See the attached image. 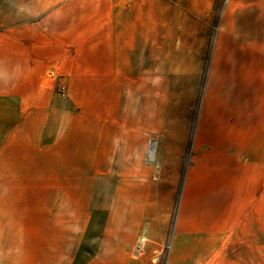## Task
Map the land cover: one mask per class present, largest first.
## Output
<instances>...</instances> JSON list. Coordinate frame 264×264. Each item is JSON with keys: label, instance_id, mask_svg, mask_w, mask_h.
Listing matches in <instances>:
<instances>
[{"label": "crops", "instance_id": "crops-1", "mask_svg": "<svg viewBox=\"0 0 264 264\" xmlns=\"http://www.w3.org/2000/svg\"><path fill=\"white\" fill-rule=\"evenodd\" d=\"M241 35L235 50L226 52L222 40L214 48L184 170L189 124L185 113L169 116L184 103L168 102L167 86L138 84L137 42L114 37L101 59L127 60L128 84L114 87L111 108L103 104L96 119L86 117L79 140L85 172L112 173V182L91 187L105 191L99 197L14 199L12 213L0 214V264H158L163 256L164 264H264V79L257 75L264 28ZM67 59L63 53L46 61ZM41 63L32 58L34 77ZM153 131L176 167L159 182L144 161ZM39 143L37 135L23 144L27 163L35 165Z\"/></svg>", "mask_w": 264, "mask_h": 264}, {"label": "rangeland", "instance_id": "rangeland-1", "mask_svg": "<svg viewBox=\"0 0 264 264\" xmlns=\"http://www.w3.org/2000/svg\"><path fill=\"white\" fill-rule=\"evenodd\" d=\"M256 24L264 28V0H0V214L12 213L14 199L21 197L104 196L91 187L112 182L113 174L86 173L79 140L86 117L96 119L103 104L111 108L114 87L128 84L122 75L127 60L101 59L116 36L137 42L138 84L147 79L167 86V101L184 103L183 111L169 110V116L185 113L189 124L186 169L214 48L222 40L226 52L235 50L245 28ZM262 44L264 53V39ZM63 53L66 62L46 61ZM34 56L42 60L35 68L40 77L28 68ZM258 65L261 81L264 62ZM36 85L40 91L33 94ZM34 98L35 108L30 107ZM37 135L35 166L22 156L25 141ZM160 136L153 131L145 143L144 161L154 182L176 169L164 158ZM176 214L177 204L170 210L169 237Z\"/></svg>", "mask_w": 264, "mask_h": 264}, {"label": "bare ground", "instance_id": "bare-ground-1", "mask_svg": "<svg viewBox=\"0 0 264 264\" xmlns=\"http://www.w3.org/2000/svg\"><path fill=\"white\" fill-rule=\"evenodd\" d=\"M154 152H155V148H154V146H152L150 151H149V157L151 160H153V158H154Z\"/></svg>", "mask_w": 264, "mask_h": 264}]
</instances>
